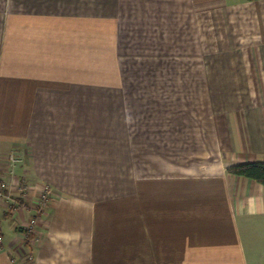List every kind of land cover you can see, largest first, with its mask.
Listing matches in <instances>:
<instances>
[{"label":"crops","instance_id":"crops-1","mask_svg":"<svg viewBox=\"0 0 264 264\" xmlns=\"http://www.w3.org/2000/svg\"><path fill=\"white\" fill-rule=\"evenodd\" d=\"M4 1L5 34L43 37L81 33L82 18H113L120 0ZM163 1L139 0L155 11ZM186 3L191 50L123 52L112 63L132 181L120 199L60 181L40 144L30 152L0 130V170L11 183L0 199V264H264V185L227 171L264 162V0ZM18 17L31 19L12 25ZM40 37L15 46L25 67L14 73L31 98L49 92ZM47 184L53 196L39 211Z\"/></svg>","mask_w":264,"mask_h":264},{"label":"rangeland","instance_id":"rangeland-1","mask_svg":"<svg viewBox=\"0 0 264 264\" xmlns=\"http://www.w3.org/2000/svg\"><path fill=\"white\" fill-rule=\"evenodd\" d=\"M7 6L8 2L0 0L1 77L8 82L5 96L0 97V112L8 113L0 115V130L28 143L30 152L36 153L40 144L44 161H56L60 181L72 187L81 185L97 196L120 199L123 186L132 188V181L127 177L124 121L115 97L112 63L123 52L191 50L186 0H164L158 11L154 9L157 3L120 0L113 18H82L81 33H49L43 37L5 34ZM30 19L18 17L12 19V25L23 26ZM36 37L49 49V73L45 74L49 79L44 81L49 84V92L31 98L18 86L21 82L14 71L25 66L24 58L16 65V56L23 50H15V46L37 43ZM74 150L80 154L77 156ZM11 155L18 157L13 151ZM63 157L66 163L58 161Z\"/></svg>","mask_w":264,"mask_h":264},{"label":"built area","instance_id":"built-area-1","mask_svg":"<svg viewBox=\"0 0 264 264\" xmlns=\"http://www.w3.org/2000/svg\"><path fill=\"white\" fill-rule=\"evenodd\" d=\"M19 159L15 158L13 155L9 157V161L12 165H14ZM5 172L0 170V199L9 198L8 190L10 188V181L7 176H5ZM53 196V191L50 185H44L40 195H39V204H38V210L43 211V208L45 204L50 200V198ZM35 223L36 219L32 218L28 224L25 227V233L26 235H29L34 232L35 229ZM2 240V237L0 236V242Z\"/></svg>","mask_w":264,"mask_h":264},{"label":"trees","instance_id":"trees-1","mask_svg":"<svg viewBox=\"0 0 264 264\" xmlns=\"http://www.w3.org/2000/svg\"><path fill=\"white\" fill-rule=\"evenodd\" d=\"M227 171L233 175L254 179L264 185V162L262 161L234 164L229 166Z\"/></svg>","mask_w":264,"mask_h":264}]
</instances>
